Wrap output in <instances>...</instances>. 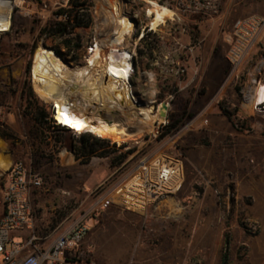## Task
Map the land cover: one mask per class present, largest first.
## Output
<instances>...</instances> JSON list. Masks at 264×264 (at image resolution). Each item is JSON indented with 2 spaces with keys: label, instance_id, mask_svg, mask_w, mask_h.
<instances>
[{
  "label": "rangeland",
  "instance_id": "rangeland-1",
  "mask_svg": "<svg viewBox=\"0 0 264 264\" xmlns=\"http://www.w3.org/2000/svg\"><path fill=\"white\" fill-rule=\"evenodd\" d=\"M68 1L0 0V106H4L0 110V127L15 134L13 141L7 140L14 161L29 153L30 164L47 176L57 171L63 177L86 178L90 169L102 179L108 172L104 184H118L131 178L144 160L179 159L184 165L181 188L163 202L149 205L140 225L153 240L162 239L169 222L177 224L181 212L194 213L198 217L192 223L175 227L189 245L196 246L188 250L185 264H221L225 252L226 264L263 260L264 227L259 217L264 215V103H254V96L256 88L264 84V28L239 65H232L227 55L234 21L255 14L264 16V0H222L219 18L201 24L192 22L202 18L199 15L177 11L182 21L167 23L141 40L137 34L151 20L147 17L148 1L124 0L128 10L138 16L139 25L131 83L144 100H149L150 92L155 91L148 102L152 113H159L163 103L168 107L162 120L155 118L150 126L126 117L117 119L135 132L123 139L90 131L79 134L59 130L49 123L45 130H39L24 112L22 90L26 84L32 86L42 103L49 105V117L56 121L52 101L44 99L34 85L32 71L37 48L54 49L64 61L82 64L86 43L102 27V0H81L92 17L89 27H77L64 36L42 33L47 24L60 20L55 12L67 7ZM157 1L175 4V0ZM176 120L178 123L167 131ZM84 133L110 139L112 154L92 156L90 165L44 167L59 160V153L63 159L69 157ZM0 144L5 145L3 141ZM130 149L127 158L118 162ZM95 192L96 188L86 193L83 203L74 204L78 213L89 209ZM104 220L108 226L135 228V219H124L123 223L107 217ZM2 259L0 255V264Z\"/></svg>",
  "mask_w": 264,
  "mask_h": 264
},
{
  "label": "built area",
  "instance_id": "built-area-1",
  "mask_svg": "<svg viewBox=\"0 0 264 264\" xmlns=\"http://www.w3.org/2000/svg\"><path fill=\"white\" fill-rule=\"evenodd\" d=\"M163 5L173 9L175 15L155 28L149 22L141 27L140 32L138 16L135 12L129 11L127 5L126 10L137 24L136 32L129 37V41L133 40L134 44L124 45V50L131 54V61L135 55V37L138 32V39L141 40L149 38L167 23L182 21L177 11L194 13L202 18L217 17L221 13L222 0H175L174 5L169 2ZM152 16V14L148 15L147 10V17L151 19ZM59 18L66 21L68 16L61 14ZM101 21L103 22V16ZM262 28H264V16L255 14L234 21L230 35L231 45L227 55L232 65L241 63L246 51ZM183 29L186 30V28ZM106 35L107 27L103 22L102 27L94 32L86 43L85 61L90 55H94L98 48H103L104 52L113 50L115 56H121L122 50L112 45L115 34L109 37ZM103 40H107L105 46H103ZM132 45L134 49L131 48ZM65 61L75 66L71 61ZM179 71L184 72V69ZM51 105L54 117L56 104L52 101ZM2 107L4 108L0 106V110ZM57 124L61 125L58 122ZM61 126L64 127V125ZM153 160L154 158L144 160L134 175L126 181L118 184H101L94 193L89 209L80 213L69 227L60 232L54 241L46 246L40 242L36 233H32L21 242L16 241L13 236L16 231L33 229L34 215L29 195L33 187L44 186V177L41 173L27 172L23 160L15 162L8 172V182L3 193L5 212L0 218V255L3 258L1 264H74L72 252L80 246L89 232L90 226L87 219L90 214L98 213L107 202L114 201L127 210H146L149 205L163 202L171 192L181 188L184 178V165L181 160L169 157L167 160L165 157H157L155 161Z\"/></svg>",
  "mask_w": 264,
  "mask_h": 264
},
{
  "label": "bare ground",
  "instance_id": "bare-ground-1",
  "mask_svg": "<svg viewBox=\"0 0 264 264\" xmlns=\"http://www.w3.org/2000/svg\"><path fill=\"white\" fill-rule=\"evenodd\" d=\"M111 1L114 5L110 0L101 1V14L107 27L106 37L115 34L112 45L122 50L120 57L115 56L113 50L104 52L103 48H98L84 63L71 66L54 49L39 46L34 54L32 74L37 91L44 99L56 104L54 117L66 129L79 134L90 131L123 139L132 137L135 132L123 122L102 119L100 111L150 126L155 118L162 120L168 105L163 103L159 113L154 114L148 102L154 98L155 91L150 92L149 100L135 92L131 83V54L124 50V45L130 43L129 37L136 32L137 24L126 10L124 0ZM148 4V15H153L150 21L153 28L175 15L173 9L155 0H149ZM103 43L105 46L107 40ZM254 103H264V84L256 88ZM9 165V161L0 159L1 168L6 169Z\"/></svg>",
  "mask_w": 264,
  "mask_h": 264
},
{
  "label": "crops",
  "instance_id": "crops-1",
  "mask_svg": "<svg viewBox=\"0 0 264 264\" xmlns=\"http://www.w3.org/2000/svg\"><path fill=\"white\" fill-rule=\"evenodd\" d=\"M218 18L219 16L202 18L192 22L201 24L216 21ZM0 141L5 143V145L0 144V159L10 162L6 169L0 167V176H2L7 174L17 161H14V155L7 147L8 142L1 135ZM60 154L57 155L60 158L59 160L48 162L44 167L46 165H61L67 168L74 165H90L88 162L82 161V157L77 158L72 150L70 156L66 159L60 157ZM25 156L22 160L25 162L26 171L41 173L44 177V186L33 187L29 195L34 215L33 229L16 231L13 236L16 241L21 242L26 240L32 233H36L40 242L46 246L53 242L58 234L69 227L80 215L81 212H77V206L74 204L78 201L83 203V197H87L86 193L93 192L109 176H106L108 175L106 171L102 179L99 173H91L90 169V174L86 178L63 177L59 176L57 171L52 173L51 176H47L43 174L42 169L40 170L30 164L29 161H31L32 155L27 153ZM52 170H54V167ZM94 183L97 184L92 188ZM4 190L5 187L0 186V218L5 212ZM145 211L127 210L120 203L114 201L107 202L95 215L90 214L87 219L90 226L89 232L80 246L72 252L74 264H185L189 255L188 250H193L196 246L189 245L190 243L184 240L182 233L178 232L175 227L190 224L192 219L194 220L198 216L194 213L187 215L186 212H181L177 224L171 225L168 221V227L161 235L162 239L153 240L150 232L140 225ZM100 212L101 214H99ZM104 217L120 223H123L121 221L124 219L131 222V219H135V228L118 224L114 227L108 226L104 222ZM259 218L261 225L264 227V215H260ZM209 223L204 222L203 224L209 225ZM199 230H202V227ZM206 230L207 228H205V232ZM200 255H203L201 249ZM252 264H264V259L252 261Z\"/></svg>",
  "mask_w": 264,
  "mask_h": 264
},
{
  "label": "trees",
  "instance_id": "trees-1",
  "mask_svg": "<svg viewBox=\"0 0 264 264\" xmlns=\"http://www.w3.org/2000/svg\"><path fill=\"white\" fill-rule=\"evenodd\" d=\"M85 1L81 0H69L67 7H61L55 12L56 15L66 14L68 19L66 21L56 20L47 24L42 29V33L53 36H64L74 32L77 27H89L92 23V17L85 7ZM69 44V40L66 41ZM60 52L59 50H57ZM22 97L25 100L24 112L26 115L31 116L34 120V125L39 130H45L46 123L52 124L51 127L59 130L66 129L50 118L49 115V105L42 103L37 95L34 93L31 85L23 87ZM225 114L231 117L230 113L223 108ZM178 121H174L169 124L166 128L169 131L174 127ZM0 135L6 139L13 141L15 138L14 132L10 129L0 127ZM111 141L108 138L102 136H93L91 134L84 133L80 137V145L73 147L72 151L77 158L82 157V161L88 162L92 156L106 157L112 154L110 148ZM132 152L131 149L123 153L118 162L124 161L128 154ZM113 164H115L113 162ZM8 182V173L0 176V186L6 187ZM226 244H228V238L226 239ZM228 262V253L225 252L222 258V264Z\"/></svg>",
  "mask_w": 264,
  "mask_h": 264
},
{
  "label": "water",
  "instance_id": "water-1",
  "mask_svg": "<svg viewBox=\"0 0 264 264\" xmlns=\"http://www.w3.org/2000/svg\"><path fill=\"white\" fill-rule=\"evenodd\" d=\"M164 114H166V112ZM100 115H101V117H103L105 119H109L112 122H115L118 119V117L115 118L114 115L107 114L105 111H100Z\"/></svg>",
  "mask_w": 264,
  "mask_h": 264
}]
</instances>
